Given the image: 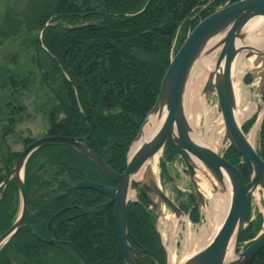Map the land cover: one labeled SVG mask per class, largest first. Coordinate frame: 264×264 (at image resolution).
<instances>
[{"label":"trees","instance_id":"1","mask_svg":"<svg viewBox=\"0 0 264 264\" xmlns=\"http://www.w3.org/2000/svg\"><path fill=\"white\" fill-rule=\"evenodd\" d=\"M226 1L149 0L146 9L137 16L132 14L139 12L147 0L36 1L31 16L27 18V36L22 41L33 50L32 64L36 70L19 73L5 66L0 67V90L3 93L0 98V179L16 157L8 153L7 141L2 140V135L7 136L14 129L17 114L22 110L19 109L21 95L26 90L31 91L36 72L40 76L38 92L42 94L44 88L51 93V97L46 95L37 109L46 114L49 135L84 136L91 127L86 144L112 170L121 173L125 169L128 147L156 100L169 64L173 41L176 40L175 52L188 32ZM47 22L49 24L41 36L42 48L38 33ZM32 30H36L37 35H30ZM1 32L5 33V30ZM25 40L27 43H23ZM244 82H249L248 77ZM36 97L37 93L34 92V103ZM78 105L88 127L84 125ZM254 120L255 117L251 118L242 127L245 132ZM258 144V155L264 161V116ZM44 148L57 166V174L63 175L59 170L61 166L70 173L73 181L86 177L109 184L91 162L76 152L60 146ZM69 152L73 155L70 156ZM61 153L62 156L59 155ZM162 156L160 167L163 174L165 162H171L177 155L173 148L166 145ZM34 157L35 154L27 161L25 168L28 189L26 222L34 224L33 227L41 234L48 218L61 207L71 205L55 220L56 230L70 235L66 236V242L72 244L86 264H123L116 238L113 207L96 213L87 212L89 208L102 203L105 196L87 189L71 190L66 196H52L51 184L59 183L63 187L65 182L54 178L46 181L44 176L31 174ZM224 158L237 166L245 181H248L247 168L232 148H228ZM68 179L64 178L65 181ZM14 182L6 187L0 203L3 229L10 225L16 212ZM36 187L37 190H34ZM139 200L142 201L141 197ZM249 202L247 199V219L251 210ZM186 204H180V208L188 212L191 223H199L200 212L191 196H188ZM77 212H81L80 215L68 219ZM125 220L134 239L129 242V249L135 263L166 264V254L156 230L155 214L139 203H131L126 207ZM260 227L261 218L257 217L244 230L240 244L249 243ZM15 260L18 264H84L68 245L65 253H62L54 245L35 240L27 226L0 251V264H12ZM247 264H264V248Z\"/></svg>","mask_w":264,"mask_h":264},{"label":"water","instance_id":"2","mask_svg":"<svg viewBox=\"0 0 264 264\" xmlns=\"http://www.w3.org/2000/svg\"><path fill=\"white\" fill-rule=\"evenodd\" d=\"M148 3L149 0L139 12L132 16L141 14ZM263 20L264 0H228L187 35L181 47L169 61L156 100L129 147L125 170L121 174L116 173L99 158L84 143V138L44 136L27 145L16 159L9 175L0 185V187H4L10 180L15 179L20 196V210L17 219L5 233L0 235V246L15 234L24 221L27 202L23 173L28 158L39 148L61 145L88 159L108 181L114 184V187H110L84 180L73 184L68 189H90L108 197L104 204L89 209L88 213H96L113 206L114 225L122 263L135 264L128 248V242H133L134 239L128 231L125 220V209L128 202H131L128 198L131 187L134 186L137 189L151 212H155L162 204L176 218L183 215L179 207L160 189L154 177V169L150 165L152 160L155 165L157 164L162 150L168 144L176 151L180 161L185 165V171L192 188V196L199 210L205 206L204 193L199 182L211 192H224L225 182L230 188L229 206L219 228L208 244L183 264H246L249 262L264 248V222L262 221L260 231L244 250L239 252L238 245L245 227L249 224L246 221L247 197H253L254 194L263 192L264 189V161L248 142L247 134L242 130V123H239L236 118L237 105L233 67L239 54H243L245 59L255 57L254 67L259 63H262L264 67V50L257 49L247 40L251 30ZM47 25L48 23L40 30L38 38L40 46H42V31ZM217 49H219V53L213 67L209 70L202 93L205 98L210 94L215 95L217 111L223 121L224 135L229 146L245 164L249 174L248 182H245L242 173L236 166L193 140L190 136L192 129L185 116V91L194 65L200 58ZM249 75L251 80L252 76ZM260 86L262 100L264 97L262 81ZM147 125L150 127L156 125V128L146 137L144 129ZM137 142H139V146L130 153L131 147ZM141 171L140 178L135 179ZM197 174L205 180L202 178L200 181L196 177ZM259 202L263 207L262 201L259 200ZM63 211L64 209L57 212L50 219L49 225ZM258 215H262V212L259 211ZM262 216V220H264V215ZM48 243H53V240ZM75 252L86 264L81 254L76 250ZM229 252L232 254L231 259H228Z\"/></svg>","mask_w":264,"mask_h":264},{"label":"rangeland","instance_id":"3","mask_svg":"<svg viewBox=\"0 0 264 264\" xmlns=\"http://www.w3.org/2000/svg\"><path fill=\"white\" fill-rule=\"evenodd\" d=\"M36 1L38 0H0V30H5V33L2 32L0 33V67L5 66L12 69L14 72H19V73L25 72L27 70H34V71L36 70V68L32 64L33 50L31 48L29 49V47L22 44L24 37L27 36L26 34L28 28L27 18L31 16L32 8L34 7ZM39 1H43V0H39ZM12 26L14 27V29L12 28ZM37 33L38 32L36 30H32L29 32L30 35H37ZM23 43H27L26 40ZM213 52L215 54V58H214L215 61L219 53V49ZM243 60H247V59L244 58ZM249 67L250 69L247 68L244 69V74L247 73V76L248 74H251L252 79L251 82H249L247 85L246 83L242 82L245 94H244V98L241 99V102L239 101L238 103L237 111L238 114H240V110L242 114L245 113L244 115L245 117L242 120V122H245L247 119L253 118V116L257 117L256 122L251 128V130L255 128V139H254L253 147L255 150L258 151L259 150L258 130H260V128L259 125H257V123L261 113L264 112V97L261 100V94H260L261 81H262V88H264V67L262 63H259L256 68L254 67V64ZM37 74L38 73L36 72L31 91L29 92L26 90L25 91L26 93H22L21 95L20 104L23 108L22 110H20L21 112L17 114L16 117L17 123L15 124L13 131L10 132L5 139L7 141V145L9 146L10 150L13 152L21 151L25 145L24 143L25 140L36 139L46 132V128L48 124V121L46 119V114L39 112L37 109L39 107V104H41V102L44 101L46 95L48 97H51L50 96L51 93H49V90L44 88L42 94L41 92H38L40 90V85H39L40 76ZM34 92L37 93V97L35 98L37 101L35 103L33 102ZM2 94L3 93L0 90V98L2 97ZM205 99L207 103L206 105L209 108L208 111L206 112L204 108H202L199 114H197L198 112L196 113L195 115L196 117L195 116L190 117L191 120L193 119L192 123L195 125V131L196 132L199 131L201 136L205 133L204 130L207 121L210 120L211 122H215V120L219 116V112L217 111V107H216L217 101L215 95L210 94ZM0 105H1V99H0ZM44 110L47 111L48 109H44ZM223 141H224V147L216 151L218 155H223L228 147V141L224 133H223ZM99 158L101 157L99 156ZM183 167L184 166L178 161H176L174 165H171L169 167V174L172 175L173 177V181H172L171 179H169L168 174L162 180L159 175L158 165H156V168H154L155 171L154 177L156 178L157 182L159 183L163 191L166 192L168 196L171 199H173L176 204L179 202L187 205L186 204L187 194L185 195V197L179 198L177 197L176 193L173 191L175 184L176 187L182 190V192H188L191 190L188 177L182 172ZM196 177L201 181L202 179L201 175L197 174ZM198 184L203 189L204 197L206 200L205 203L206 208H203L201 210L202 220L198 224H191L188 220V217L184 215L182 216V218L186 219V222L183 221L182 219L178 221L176 225H174V219L176 218L172 213L168 211V209L161 207L160 209L157 210L158 220L156 226L161 238V243L164 245L165 250L169 252L172 250L171 243L175 242L174 250L177 256L181 255L182 244L184 242V233L195 232V235L197 237V241L193 243L194 248L190 252V256L193 255L196 251H198L202 247H204L210 240L208 238L213 234L212 229H210L208 231L209 237L208 236H206L205 238L203 237V240H200L198 238L200 228L203 227V225H207V227H209L206 218L207 217L206 211L208 210L209 207V200L207 198V194L209 193L216 194L222 192L221 191L211 192L207 188L205 187L203 188L200 182ZM258 196L262 197L263 193L260 192ZM256 198L255 196L252 198V205H251L254 214H257L260 206ZM261 208L264 209V205ZM210 222L214 223V225H217V221L213 218L210 219ZM163 223H166L168 227L164 229ZM214 228H216V226H214ZM67 244H71V243L66 242V245ZM47 245H49V243H47ZM130 255H132L131 252Z\"/></svg>","mask_w":264,"mask_h":264},{"label":"bare ground","instance_id":"4","mask_svg":"<svg viewBox=\"0 0 264 264\" xmlns=\"http://www.w3.org/2000/svg\"><path fill=\"white\" fill-rule=\"evenodd\" d=\"M247 37H248L247 40L251 42L253 46H255L259 50H264V20L259 25H257L255 28H253V30H251V32L248 34ZM214 58H215V54L214 52H211L205 55L204 57L200 58L194 65V68L190 74L189 81L186 86L184 108H185L186 120L192 128V133L190 136L193 138L194 141H197L198 143L209 148L210 150L216 152L224 147V141H223L224 128H223V123H222V119L220 115L215 120V122H211L210 120L207 121L205 125V130H204L205 133L203 132L204 134L202 136L200 135L199 131L198 132L195 131V125L192 123L193 119L192 120L190 119V117H194L197 112H198L197 114H199L202 108H204L206 112L209 109L208 106L206 105L207 103H206L204 94L202 93V89H203L204 83L207 80L209 70L214 65ZM243 59H244V55L239 54L236 57V60L234 62V67H233L234 89L236 93L237 107H238L239 101L241 102V99L244 98V94H245L243 84H242L244 69L245 68L250 69L249 66H252L255 62V57L247 58V60H243ZM257 66L258 65L256 64L255 68ZM244 115L245 113L242 114L241 110H240V114L236 112V118L239 123H241V121L244 119L245 117ZM155 128H156V125L155 127H150L149 125H147L144 129L145 136L146 137L149 136L152 133L153 129ZM247 139L250 145L253 147L254 139H255V128L252 129L247 134ZM138 146H139V142L135 143L133 147H131L130 153L133 152ZM150 165L152 166V169L156 167L153 160L151 161ZM142 171L136 175L135 179L140 178ZM205 182L207 184V181ZM202 186L203 188L205 187L204 185ZM262 193H263V196L261 198L264 199V191ZM128 197L133 199L134 193L130 192L128 194ZM207 198L209 200V207H208V210L206 211V216H207L206 218H207L209 227H207V225H203V227L200 228L199 235H198V238L200 240H203V237L204 238L206 236L209 237L208 231L210 229H212L213 234H214V231L219 228V225L222 222L227 212L229 202H230V188L227 182L224 183V192L216 193V194L209 193L207 194ZM212 218L217 221V225H214V223L210 222V219ZM182 219H183L182 217L174 219V225H176L178 221ZM183 221L186 222V219H183ZM214 226H216V228H214ZM163 227L165 229L168 226L166 223H163ZM211 237L212 236H210L208 239H210ZM196 241H197V237L195 235V232L184 233V242L182 244V251H181L180 256H177L175 253V250H174L175 242L171 243L172 250L169 252V264H183L184 261H186V259L190 257V252L194 248L193 243H195ZM231 258H232V254L231 252H229L228 259H231Z\"/></svg>","mask_w":264,"mask_h":264},{"label":"flooded vegetation","instance_id":"5","mask_svg":"<svg viewBox=\"0 0 264 264\" xmlns=\"http://www.w3.org/2000/svg\"><path fill=\"white\" fill-rule=\"evenodd\" d=\"M63 118V116H61ZM60 117V118H61ZM59 118V119H60ZM48 126H49V123L47 124V129H46V132L41 135V136H49V133H48ZM13 131V130H12ZM78 138L79 137H83V136H77ZM6 139V136L5 135H2V140H5ZM33 141V139H30V140H25L24 143V147L22 148V150L27 146L29 145L31 142ZM64 148V147H63ZM9 149V150H8ZM42 149V150H41ZM41 149H38L36 150L35 152H33V154H35V157L33 158L32 160V163H31V166H30V173L31 174H36L35 176H44L46 178V181L50 180L52 181L53 178L58 180V181H64L65 182V186L61 187L59 185V183H53L51 185H53V187L51 188L53 190L52 193V196H66L67 192L71 191L72 189H68L67 188L72 185L74 182H79V181H82L84 178L86 177H83V179H79V180H75L73 181L72 180V177H70V173L67 172V170H65L64 168H62L61 166L59 167V170L61 171V173H63V175H60V174H57V171L55 170V168L57 166L54 165V162H52L50 160V157L46 154V151L41 148ZM67 149V148H66ZM7 150H8V153L9 154H14L16 155V157L20 154V152L22 151H19V152H13L10 150L9 146H7ZM40 151V152H39ZM64 151L66 152L67 150L64 149ZM32 154V155H33ZM63 153L59 154L60 156H62ZM70 156L73 155L72 152H69ZM31 155V156H32ZM30 156V157H31ZM15 157V159H16ZM29 157V159H30ZM14 159V161H15ZM28 159V160H29ZM14 161L12 163V165L14 164ZM74 163V162H73ZM72 163V165H73ZM27 164V163H26ZM11 165V166H12ZM45 167L48 168L49 171L45 172ZM26 168V167H25ZM51 169V170H50ZM9 173V170L7 173H5V175L0 179V182L2 181V179ZM26 173H24V185H25V195H26V199H27V210H28V189H26ZM49 174V175H48ZM66 177H69V179L67 181L64 180V178ZM15 181V180H12V182ZM16 184V189H15V192H16V199L18 200V190H17V183L16 181L14 182ZM109 183V182H108ZM104 184V183H102ZM10 185V183L6 186L8 188V186ZM105 185H109V186H112V184H105ZM35 187V186H34ZM6 190V188H5ZM5 190L2 191V189H0V203H1V200L4 198V194H5ZM34 190H37V187L34 188ZM6 197V196H5ZM16 200V201H17ZM106 200V199H105ZM17 203V202H16ZM17 208V206H16ZM63 208H66V210H68L69 208H71V205H66V206H63L61 207V209ZM60 209V210H61ZM65 210V211H66ZM57 212V211H56ZM83 212V211H82ZM27 213V212H26ZM81 212H77L76 214L74 215H71V216H68V219H71L73 217H76L77 215H80ZM16 212L14 211V214L13 216H15ZM12 216V217H13ZM2 219V214H0V220ZM49 219L48 218L46 221H45V224H44V227H43V232L40 234L39 232L36 231V229L33 227L34 224H28V222H26V216H25V219H24V222L22 223L21 227L15 232V234L11 237L13 238L14 236H18L21 232V229H23L24 226H27V229L30 231V234L31 236H33L35 238V240H40V242L42 243H45L49 240H54V246L59 249L62 253H65L66 251V240L68 237L66 236H70V235H67L66 233H64L62 230L60 232H58L56 230V226H55V222L52 223L51 225L48 224L49 222ZM14 220V218H13ZM13 220L10 222V225H8L7 227H5L3 229L1 223H0V230H2V233L6 232L10 227H11V224H13ZM52 246V245H51ZM12 264H18L16 262V260L12 263Z\"/></svg>","mask_w":264,"mask_h":264}]
</instances>
